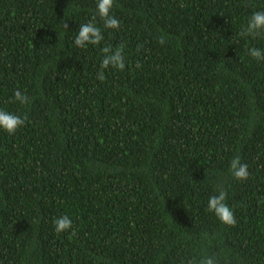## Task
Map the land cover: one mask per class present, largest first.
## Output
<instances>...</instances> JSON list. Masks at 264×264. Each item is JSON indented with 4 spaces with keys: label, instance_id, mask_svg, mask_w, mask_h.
Returning a JSON list of instances; mask_svg holds the SVG:
<instances>
[{
    "label": "trees",
    "instance_id": "16d2710c",
    "mask_svg": "<svg viewBox=\"0 0 264 264\" xmlns=\"http://www.w3.org/2000/svg\"><path fill=\"white\" fill-rule=\"evenodd\" d=\"M97 2L0 0V110L27 116L0 129V264H264V38L239 34L264 0H114L118 30ZM93 16L104 40L78 48ZM220 188L234 227L207 210Z\"/></svg>",
    "mask_w": 264,
    "mask_h": 264
},
{
    "label": "clouds",
    "instance_id": "9594fccd",
    "mask_svg": "<svg viewBox=\"0 0 264 264\" xmlns=\"http://www.w3.org/2000/svg\"><path fill=\"white\" fill-rule=\"evenodd\" d=\"M114 6V0H98L97 2V16L103 23L105 29L120 28V21L113 15L111 10ZM65 28L68 25L65 24ZM241 37H251L256 39L258 37L264 38V11H256L249 18L246 27L240 31ZM104 40V35L100 27L97 26L96 16H93L91 20L81 24L78 29V33L75 37L74 43L78 48H86L88 45H100ZM159 42L165 43V38L160 37ZM124 45L120 44L113 49L111 46L102 48L104 54L102 62L100 64V70L97 73V79L100 81L105 80V69L109 67L113 69L124 70L126 67L124 56ZM142 47V46H141ZM139 50V49H138ZM249 55L256 60H264V51L258 48H251ZM140 67V65H137ZM15 100L22 105H28L30 98L21 93L19 90L15 92ZM27 116L21 117L20 115L9 113L5 110H0V129H3L10 135H14L18 129L25 125ZM230 172L232 176L238 181H246L249 178V170L247 164L241 162L239 156L234 157L230 161ZM227 192L223 188L218 190L217 195H213L208 200L207 210L214 213L217 219L227 226H235L237 220L234 212L226 203ZM55 231L57 234L63 232H69V235H74L72 230L73 222L67 216H62L54 220ZM186 264H222V258L219 254L213 253L211 255L205 254L199 258V260H191Z\"/></svg>",
    "mask_w": 264,
    "mask_h": 264
}]
</instances>
